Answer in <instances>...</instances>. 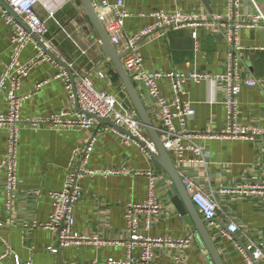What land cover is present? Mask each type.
Segmentation results:
<instances>
[{"label":"crops","instance_id":"obj_1","mask_svg":"<svg viewBox=\"0 0 264 264\" xmlns=\"http://www.w3.org/2000/svg\"><path fill=\"white\" fill-rule=\"evenodd\" d=\"M109 1L115 3L119 0ZM121 1L133 14L125 23L127 36L151 25L153 20L147 15L156 10L168 14L220 15L226 23L230 13L229 0ZM259 11L264 13V0H240L236 8L239 20H245ZM37 13L46 21L49 30L46 36L48 50L70 66L75 81L77 74L90 75L98 89L115 96L121 107L140 121L114 64L104 53L101 38L82 2L40 0ZM193 33H197V42L192 37ZM227 34V27L189 28L156 34L143 42L145 69L164 74H224L229 50ZM240 42L244 47L240 74L245 79L255 80L257 85L243 87L239 95L238 122L244 126L264 128V28H243ZM114 49L124 58L120 48L114 46ZM15 53L10 27L0 12V80ZM37 56L35 42H31L19 58L20 65L31 67L28 75L21 80L19 93L24 98L18 164L22 184L13 208L9 210L6 175L0 170V264H15L16 258L24 264H108L109 259L125 260L129 238L127 207L130 203L144 204L149 200L150 178L146 172H152L157 178L153 199L159 206V210L150 216L148 235L165 240L155 252L156 264H174L176 258L184 264H212L180 195L173 194L184 214L174 204V198L170 196L173 182L165 170L133 143H126L108 124L97 121L90 127L72 124V121L83 118L84 113L66 90L64 74L68 72L53 59L37 60ZM98 73H103L104 78L98 79ZM133 84L159 134L161 121L154 100L143 87ZM160 88L164 96H172L170 81H161ZM183 88L185 98L195 109V115L189 120V129L201 136L197 143L208 152L207 165L197 162L179 164L173 155L168 154L181 179L183 176L190 178L215 198L217 217L213 225H207L212 229L211 236L223 263L248 264L235 244L243 248L250 244L259 247L264 244L263 198L250 189L251 186L264 184V137L257 141L214 137L227 127L225 85L188 81ZM7 112L6 95L2 92L0 113ZM63 113L67 117L62 124L52 123L56 116ZM36 121L40 123L34 125ZM143 133L152 141L145 127ZM7 140L8 130L0 127V163L6 153ZM91 141L92 151L84 161L83 151ZM187 157L195 158L192 153H188ZM83 170L96 173L87 174L80 180L82 195L75 208V230L97 242L64 248L53 254L49 248L57 246V236L42 227L53 210L50 192L62 190L69 172ZM195 214L200 221L204 220L197 208ZM231 222L238 226V231L232 239L224 238L220 234L224 229L222 226L227 228ZM188 240L190 245L187 248L177 245ZM139 254L140 249H137L134 255ZM258 264H264V258Z\"/></svg>","mask_w":264,"mask_h":264},{"label":"built area","instance_id":"obj_2","mask_svg":"<svg viewBox=\"0 0 264 264\" xmlns=\"http://www.w3.org/2000/svg\"><path fill=\"white\" fill-rule=\"evenodd\" d=\"M13 13L21 20L19 22L13 15L6 11L0 4V12L10 27L11 41L16 48V53L11 63L6 66L4 75L0 80V94L5 92L8 112L0 113V127L8 130V140L6 153L1 160L0 170L6 175V203L9 210L13 208L17 192L22 184V179L18 175L19 164V142L23 120L21 119V109L24 98L20 96L21 80L26 77L31 69L29 65H20L19 58L25 47L35 42L38 51L37 60H52L42 47L34 40L36 35L48 49L46 36L48 27L37 13V6L40 0H2ZM240 0H229L230 13L228 22H224L222 16H211L201 14H188L176 12L168 14L163 10H156L147 15L153 23L135 35L127 36L124 32L126 20L133 16L123 1L115 3L109 0L92 2L98 15L99 21L104 26L110 42L124 52L123 65L132 82L143 87L148 95L154 100L155 109L161 121L159 135L163 142L164 149L174 156L179 164L201 163L207 165L208 152L206 148L197 143L200 135L193 133L189 129V120L195 115V109L190 101L185 97L184 84L188 81L194 82H220L225 85L226 98L224 104L227 110V127L221 134L213 135L224 140H245L257 141L264 137V128L255 126H244L238 122L239 118V95L243 87H253L257 82L253 79H245L241 76L239 66L241 53L244 50L240 42V32L243 28H264V13L258 12L253 16H248L245 20H239L236 8ZM143 16L145 14H139ZM146 16V15H145ZM30 30L28 32L26 28ZM218 28L227 27V43L229 50L227 53V71L224 74H207L193 72L191 74L182 73H159L149 72L144 66L143 42L152 38L156 34H167L171 31H178L189 28ZM192 37L197 42V33ZM35 61V60H34ZM33 61V62H34ZM66 78V90L71 97H74V90L68 74ZM76 95L78 105L83 113L96 116L99 119L110 120L117 127L129 132L130 135L118 134L126 143H133L144 154L150 155L147 149L155 151L152 141L148 140L144 133L142 123L132 117L121 107L118 99L96 87L95 79L90 75L77 74ZM98 79H103L104 74L98 73ZM168 80L171 82V94L169 98L161 92L160 82ZM66 113L54 118L55 125L63 123ZM40 121L33 122L38 125ZM95 120L84 115L79 120L72 121V124L84 127L93 126ZM207 139L210 136H205ZM139 140V141H138ZM142 142V144L140 143ZM93 141L83 151L82 160L86 161L89 152L92 151ZM188 153L194 154V159L187 157ZM94 171L69 172L65 178L64 186L60 191L50 192L53 210L49 220L42 227L51 230L57 236L56 247L49 248L53 254L59 253L61 249L68 247H79L92 241L88 236L81 235L75 230V208L81 200L82 188L80 180L85 175L94 174ZM115 173V172H110ZM119 173V172H118ZM150 178L149 189L150 198L144 204L130 203L126 212V229L128 233L127 257L125 260L109 259L108 264H156L155 252L162 247L165 240L153 238L148 235L151 227V214L159 210V206L153 199L156 176L152 172H146ZM183 184L190 195L191 201L196 206L204 220L213 225L217 217L218 204L212 194L204 192L190 178L183 176ZM250 189L260 194L264 202V184L251 186ZM264 217V209H263ZM238 231V226L231 222L226 229H222L220 234L224 238L232 239ZM181 248H187L190 241H182L177 244ZM235 246L245 255L248 264H258L264 258V244L256 246L250 244L241 247L238 243ZM140 249L138 256L134 252ZM15 264H24L19 258L15 259ZM30 264V263H25ZM174 264H184L180 258L175 259Z\"/></svg>","mask_w":264,"mask_h":264},{"label":"water","instance_id":"obj_3","mask_svg":"<svg viewBox=\"0 0 264 264\" xmlns=\"http://www.w3.org/2000/svg\"><path fill=\"white\" fill-rule=\"evenodd\" d=\"M82 2L84 10L87 12L88 16L90 17L93 25L95 26L102 44H103V50L108 59L112 61V63L115 66L116 71L118 72L124 87L133 103V105L136 108V111L139 115L140 121L142 125L146 128V131L148 132L154 147L155 151H150L147 149V152L150 154V156L165 170V172L169 175V177L172 179L173 185L171 187L172 194L170 196H173V194L180 195L182 205L183 207L187 209V212H189L190 218L192 219V222L194 223V229L198 237L200 238L203 246L207 250V253L210 257V260L212 264H224L222 258L219 255V252L216 248V245L214 243V240L211 236L212 229L207 225L208 222L205 220H199L196 216V206L191 201V198L189 194L187 193L183 181L179 175V172L174 165L170 155L168 152L164 149L163 142L160 139L159 134L156 131V128L153 124V122L150 119V116L148 115L140 97L139 94L131 81L127 71L124 68V65L122 63L123 54H118L116 50L114 49V46L110 42V38L108 34L106 33L102 23L99 21L98 15L91 3L90 0H80ZM0 4L3 6L4 9H6L11 15H13L19 22L21 20L13 13V11L8 7V5L0 0ZM26 28V27H25ZM28 32H30L29 29L26 28ZM34 40L42 47V49L46 52V54L53 59L55 62L60 64L62 67L65 68V70L68 72L71 80V85L74 90V97L76 100L77 107L78 105V98L76 95L75 87H76V81L74 74L70 68L61 58H59L56 54H54L52 51L48 50L45 45L42 43V41L36 36L33 35ZM87 117L93 118L95 121L103 124H108L112 126L115 130H117L121 134L130 135L129 132L125 131L122 128L117 127L112 121L110 120H103L99 119L96 116L84 113ZM139 141V140H138ZM142 144V142L140 141ZM174 198V196H173ZM172 198V199H173ZM174 204L179 209L180 213H183V209L180 207L178 201L176 198L173 199ZM222 226V225H221ZM222 228L226 229L225 226H222Z\"/></svg>","mask_w":264,"mask_h":264}]
</instances>
